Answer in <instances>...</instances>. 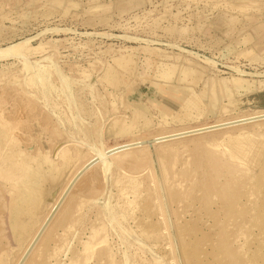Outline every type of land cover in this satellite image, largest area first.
Here are the masks:
<instances>
[{
	"label": "rangeland",
	"instance_id": "1",
	"mask_svg": "<svg viewBox=\"0 0 264 264\" xmlns=\"http://www.w3.org/2000/svg\"><path fill=\"white\" fill-rule=\"evenodd\" d=\"M17 43L0 57V144L34 146L0 169V264L101 144L264 109V0H0V51ZM147 144L85 169L21 264H264V122Z\"/></svg>",
	"mask_w": 264,
	"mask_h": 264
},
{
	"label": "bare ground",
	"instance_id": "2",
	"mask_svg": "<svg viewBox=\"0 0 264 264\" xmlns=\"http://www.w3.org/2000/svg\"><path fill=\"white\" fill-rule=\"evenodd\" d=\"M26 41H28V39ZM21 43H23V42H21ZM21 43H19V44H21ZM27 43H29V41ZM19 44L17 43L16 45L8 46L7 49L1 50L0 51V57H3L5 55L8 56V55H13V54L19 53L18 51H20L19 49H20V46H21V45L19 46ZM27 47H26V49H27ZM40 47L41 46H39V48ZM41 48L43 49V46ZM41 48H40V50H41ZM28 50H26V52ZM36 52H37V50H36ZM28 53H30V50L28 51ZM28 53H26V54H28ZM165 74H163L162 77ZM200 74H202V73H200ZM200 74H198L197 72H194V73L192 72V73L189 74V78L186 77V79L192 80L191 86L189 87V89L191 91H192L193 85L196 84V83H198V81L202 78V77H200ZM164 77H167V76H164ZM164 77H163V80L165 79ZM172 79H174V78H169L167 80L165 79V81L166 82H172ZM186 79H184V81H186ZM187 81H189V80H187ZM28 90H30V89H28ZM206 90H204V91H206ZM209 93H210V91H209ZM194 97L196 98L197 95H194L193 98ZM4 101H6V100H4ZM15 104H17V103H15ZM18 105L20 106V104H18ZM11 106H12V103H11ZM15 106L17 107V105H15ZM10 108L13 109L12 107H10ZM4 113H6V112H4ZM36 117H35V119H36ZM11 119L12 118H8L5 115H3L2 112H0V130L3 129V127H9V126H10V129H11ZM260 122H264V109H259L258 108L257 110L255 109L253 112H250V113H243V114H239V115H235V116L227 117V118H218V119L212 120L211 122H207V123H203V124H199V125L181 127V128H178V129H174V130L168 131V132L158 133V134H155L153 136L146 137V138H129L126 141H120V140L119 141H116V140H114L116 142H114L113 144H110V145H108V144H101L99 147L96 148V152L95 153H91L87 157V159L85 160V162H83V164L80 167H78L75 170V172H73V174L69 177V179L67 180V182L62 187V189L60 190V192L57 194L56 198L54 199L53 203L51 204L49 211L46 213V215L44 216V218L42 219V221L40 222V224L38 225V227L34 231V233L30 236L27 244L23 248V250L20 253L19 257L17 258V261L15 262V264H21V262L24 260L25 257H27V256H29V254L31 255L33 253V246L36 244V242L37 241L39 242L44 236L46 238V236L48 234L47 229L49 227V224H50L51 220L54 219L53 217H55V214H57L58 213L57 211H59V205H60V203L62 201V198L68 192L70 186L77 179V177L85 169H87L89 166L96 165V164H99V163H103L104 161L109 162L108 159L109 160L110 159L112 160V157L115 156V155H118V154H119L118 156H120V155H122V156H120V158H119L120 161L118 163H115V164H117L118 166L128 164L130 161H134L135 160L134 157L131 156V154H129L130 151L133 150V149L139 148L137 146H140L141 144H144V143H148L144 147H149L151 149V148H154V147H156V145L161 144V143L175 141V140L183 139V138H186V137L198 136V135L206 134V133L213 132V131H218V130L221 131V130L230 129V128H234V127H240V126H243V125H247L248 123L254 124V123H260ZM23 123H26V122H23ZM6 131H7V129H6ZM16 131H18V130H16ZM102 131L104 132L103 128H102ZM7 132H5V133H7ZM11 132H13V130ZM110 133L113 136H115L112 131ZM9 134L11 135V133H9ZM15 134H13L14 136L11 135L12 137L11 136H8V137H11V138H6L7 136L4 137V142L6 144L5 147L4 146L2 147V145L0 144V169L6 171V172H3L2 171V176L3 177H9V176H11V173L14 170V168L16 167V165H18L24 159V157L28 153L29 149L34 146V144H33L34 141H33V143L30 142V143L33 144L32 145V144L29 143V141L27 139H26V143H21L23 140L20 141V137L17 136V135H15ZM100 134H102V132ZM24 137H25V135H24ZM108 137H110V136H108ZM66 141L67 140H65L64 142L59 143L58 146L56 145V147L54 148V151H53L52 154L53 155L60 156L61 153H63V151H65L66 149H68L69 148V145H67V146L66 145H62V144H65V143L68 142V141L67 142ZM107 141H109V140H107ZM18 142L20 144H17ZM16 144H17V146L19 145V149H20V150L18 149L20 152H19V156L17 155V157H15L13 155V153H10L12 151V149L14 148L13 146L16 145ZM30 145H32V147ZM35 145H36V143H35ZM50 146L52 147V145H50ZM229 147H230V152H231L230 154L233 157H234V155H236V157H239L241 159V158H244L247 155V153H248V151L245 150V148L242 146L241 141L239 139L231 140L229 142ZM77 149L75 147H72L71 153H69L68 155H66V158L71 159L73 157V155H75ZM94 151H95V149H94ZM23 154H24V156H23ZM135 156L137 158H140V156H138V155H135ZM46 158H47L48 161H51V158H50L49 154L46 155ZM53 159H55V158L53 157ZM111 160H110V162H111ZM106 164L107 163L105 162L104 165H106ZM112 164H113V161H112ZM24 178H25L24 175H22L20 177H17V180L15 179V177H13V179H14V181L16 183H18V181L19 182L20 181H23ZM208 181H210V180H208ZM94 184H96V183H93V185ZM93 185L91 186V184H90L89 186H87L85 188V190L86 191H91ZM90 186H91V189L88 190ZM26 191H27L26 186L23 185V187L21 189V192H20V199L17 200V202L19 204H22L23 203L22 202V199L24 198V195H25Z\"/></svg>",
	"mask_w": 264,
	"mask_h": 264
}]
</instances>
